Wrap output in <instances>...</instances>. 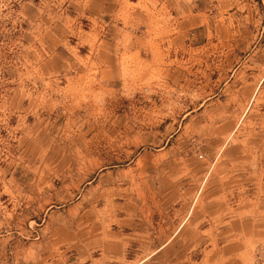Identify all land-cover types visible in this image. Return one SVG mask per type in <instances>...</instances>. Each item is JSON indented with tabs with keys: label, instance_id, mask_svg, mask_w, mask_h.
Returning a JSON list of instances; mask_svg holds the SVG:
<instances>
[{
	"label": "rangeland",
	"instance_id": "obj_1",
	"mask_svg": "<svg viewBox=\"0 0 264 264\" xmlns=\"http://www.w3.org/2000/svg\"><path fill=\"white\" fill-rule=\"evenodd\" d=\"M182 224L264 262V0H0V264H168Z\"/></svg>",
	"mask_w": 264,
	"mask_h": 264
},
{
	"label": "crops",
	"instance_id": "obj_2",
	"mask_svg": "<svg viewBox=\"0 0 264 264\" xmlns=\"http://www.w3.org/2000/svg\"><path fill=\"white\" fill-rule=\"evenodd\" d=\"M222 219H223L222 215H220V218L217 219V220H219V222H221ZM224 220H227V218L224 219ZM183 227H184V224H182L181 226L178 227V229H177L175 234L172 235V233H171V237L167 240V242L165 244V248L163 246L160 247L157 251H155L152 254V256L153 255H158L159 253H161V251H165V253L168 254V257L173 259L168 264H183L184 260L186 262L188 259H190L189 255H191V253L187 252L186 250L179 251L176 255H174L173 252L169 253L170 246L174 242V239H175L176 235H178L182 231ZM167 229L169 230V227ZM219 232H221V231H219ZM234 234L232 233V231H230V235H229L230 238H232V236L236 237V233H234ZM219 238H220V236H219ZM140 242H141V244H144V240H142ZM230 242H232V239H231ZM125 243L128 244L129 242L127 241ZM225 243H227V242H225ZM225 245H227V244H225ZM126 246H128V245H126ZM116 248H117L118 251L113 253L112 256L114 258H119L120 259V257H122V255H124L125 246L123 244H121V245L117 246ZM209 251H211V250H209ZM209 251H207V252H209ZM236 251L237 250L232 248V247L225 248V250L223 252H222V250L218 251V252L214 251L213 253L215 254V256H214L213 259H210V257H207L208 258L207 259L206 256H205V257L201 258V262L199 264H221L222 259L224 260L225 264H237V252ZM188 253H189V255H188ZM175 258H179V259H183V260L181 262H179V261H175L174 260Z\"/></svg>",
	"mask_w": 264,
	"mask_h": 264
},
{
	"label": "built area",
	"instance_id": "obj_3",
	"mask_svg": "<svg viewBox=\"0 0 264 264\" xmlns=\"http://www.w3.org/2000/svg\"><path fill=\"white\" fill-rule=\"evenodd\" d=\"M255 264H264V262H262L261 259L259 258L258 260H256Z\"/></svg>",
	"mask_w": 264,
	"mask_h": 264
}]
</instances>
